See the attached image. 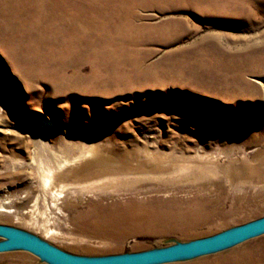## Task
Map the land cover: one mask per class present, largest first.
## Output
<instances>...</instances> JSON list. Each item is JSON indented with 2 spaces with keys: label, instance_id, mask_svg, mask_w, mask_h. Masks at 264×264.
<instances>
[{
  "label": "rangeland",
  "instance_id": "374dc122",
  "mask_svg": "<svg viewBox=\"0 0 264 264\" xmlns=\"http://www.w3.org/2000/svg\"><path fill=\"white\" fill-rule=\"evenodd\" d=\"M45 1L0 0V225L104 256L264 215V0ZM262 244L158 264H264Z\"/></svg>",
  "mask_w": 264,
  "mask_h": 264
},
{
  "label": "water",
  "instance_id": "95a60500",
  "mask_svg": "<svg viewBox=\"0 0 264 264\" xmlns=\"http://www.w3.org/2000/svg\"><path fill=\"white\" fill-rule=\"evenodd\" d=\"M264 233V215L210 236L142 251L82 256L67 253L21 230L0 225V252L20 248L50 264H158L219 251Z\"/></svg>",
  "mask_w": 264,
  "mask_h": 264
},
{
  "label": "bare ground",
  "instance_id": "6f19581e",
  "mask_svg": "<svg viewBox=\"0 0 264 264\" xmlns=\"http://www.w3.org/2000/svg\"><path fill=\"white\" fill-rule=\"evenodd\" d=\"M37 1V4H42V3H44V2H46L45 0H36ZM18 6V5H17ZM54 10H56V9H58L59 8V6L57 5V3H52L51 5H50ZM40 8H42V9H40ZM36 9H38V10H35V11H33V14H35V15H40V14H43L42 12H50V11H48V10H50L51 8H49L48 10H46V9H44L43 7H37ZM43 9L45 10V11H43ZM69 10L68 9H64L63 10V12H68ZM55 19L56 17H51V16H49V17H47L46 19H48V20H51V19ZM36 38H37V40H40V36H36ZM35 38V39H36ZM54 38H59V35H58V33H56V35H55V37ZM38 44V43H37ZM41 44L44 46H48L47 48L48 49H50V46H57L58 44L59 45H61L60 43H58V42H41ZM74 46V44H70V43H66L65 45L63 44L62 46L63 47H70V46ZM52 48V47H51ZM70 55V54H69ZM94 155V152L91 150V149H88V150H86V152L83 154V156H82V158L80 159V160H77V161H74L73 163H75V165L74 166H76V167H70V168H67L66 170H67V173H68V171H72V172H75V171H85L86 170V164H88L89 162V160L90 159H93V156ZM88 159V160H87ZM88 162V163H87ZM97 162V161H96ZM109 162V161H108ZM108 162L107 161H101V162H98L97 164H96V166H101V167H103V168H106L107 166H108ZM99 164V165H98ZM114 165H116V164H114ZM120 166H122V165H120ZM88 168H90V165L89 166H87ZM116 167H118V166H116ZM66 173V172H65ZM6 202H2V203H0V211H3V212H8V208H6V206L4 207V204H5ZM195 213H197V212H185V215L186 216H188V217H190L191 215H194ZM179 215H182V213H180ZM183 216V215H182ZM179 219H181V217H178ZM261 248L263 249V252H262V256L261 257H256L255 258V260H259V263H262L263 261H264V244H262V246H261ZM245 258L248 260V257H246L245 256ZM225 261V260H224ZM237 264H250V262H247L246 263V261L245 262H237Z\"/></svg>",
  "mask_w": 264,
  "mask_h": 264
}]
</instances>
